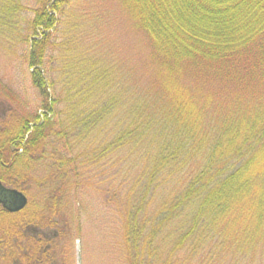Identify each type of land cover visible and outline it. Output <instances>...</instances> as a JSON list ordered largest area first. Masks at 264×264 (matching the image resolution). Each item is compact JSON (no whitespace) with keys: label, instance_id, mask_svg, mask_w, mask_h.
I'll list each match as a JSON object with an SVG mask.
<instances>
[{"label":"trees","instance_id":"obj_1","mask_svg":"<svg viewBox=\"0 0 264 264\" xmlns=\"http://www.w3.org/2000/svg\"><path fill=\"white\" fill-rule=\"evenodd\" d=\"M71 1L40 0L30 21L24 55L43 113L7 118L0 130V147L8 138L23 150L12 163L19 184H29L33 161L45 159L46 141L60 133L44 65L58 14ZM118 2L141 37L126 61L119 50L112 64L104 56L101 66L78 67V123L88 133L108 126L107 147L128 146L134 157L142 205L125 227L128 264H153L146 250L157 223L182 218L177 249L264 250V0ZM53 176L50 200L58 207L70 177L67 170ZM153 187L160 203L151 214L145 201Z\"/></svg>","mask_w":264,"mask_h":264},{"label":"rangeland","instance_id":"obj_2","mask_svg":"<svg viewBox=\"0 0 264 264\" xmlns=\"http://www.w3.org/2000/svg\"><path fill=\"white\" fill-rule=\"evenodd\" d=\"M38 1L0 0V114L12 117L14 123L43 113V98L33 86L24 55L29 51V25L39 8ZM58 19L53 34L55 46L52 42L44 71L52 83L50 96L57 99L55 134L60 133L46 141L45 159L33 161L25 189L31 203H35L36 221L50 215L61 233L64 250L56 256V264H128L125 227L131 220L129 212L142 205L138 173L130 166L134 157L129 156L128 146L119 151L107 147L113 139L108 126L105 131L101 126L88 133L81 121L78 123V110H84L80 100L84 87L78 83V67L90 69L97 63L101 66L104 56L112 64L119 50L122 61H126L130 50L137 48L141 33L131 27L118 0H72ZM114 47L117 50L113 54ZM79 118L83 115L79 114ZM54 152L57 153L52 155ZM66 170L70 184L65 196L58 200L60 206L54 207L50 184L53 175ZM154 190L153 187L145 201L151 214L160 203ZM182 219L162 227L157 223L152 250H146L151 252L153 264H178L181 258L185 264H264V250L257 248L237 250L229 256L218 247L204 252L188 245L177 249L178 235L185 231Z\"/></svg>","mask_w":264,"mask_h":264},{"label":"flooded vegetation","instance_id":"obj_3","mask_svg":"<svg viewBox=\"0 0 264 264\" xmlns=\"http://www.w3.org/2000/svg\"><path fill=\"white\" fill-rule=\"evenodd\" d=\"M7 118V114H0L1 131L8 127L4 126L8 123ZM4 141L5 144L0 147V263L56 264V256L64 250L60 242L61 233L54 227L50 215L36 221L33 215L37 211L33 206L35 203H31L25 189L28 179L19 184L21 180L12 164L15 156L23 150L17 152L15 143L12 145L9 140ZM12 190L22 192L28 198L24 208L12 210L18 204V197ZM28 210L32 211L30 215ZM5 219H9L8 224Z\"/></svg>","mask_w":264,"mask_h":264},{"label":"water","instance_id":"obj_4","mask_svg":"<svg viewBox=\"0 0 264 264\" xmlns=\"http://www.w3.org/2000/svg\"><path fill=\"white\" fill-rule=\"evenodd\" d=\"M11 192L16 194L18 197V199H17L18 204L12 210L16 211V210L24 208L28 202V198L26 197V195L22 192L17 191V190H12Z\"/></svg>","mask_w":264,"mask_h":264}]
</instances>
